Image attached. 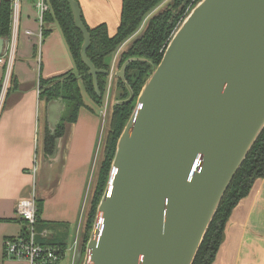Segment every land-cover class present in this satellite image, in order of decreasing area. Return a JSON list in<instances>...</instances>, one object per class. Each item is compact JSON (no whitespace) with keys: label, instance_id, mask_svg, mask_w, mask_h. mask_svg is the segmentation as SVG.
Masks as SVG:
<instances>
[{"label":"water","instance_id":"water-1","mask_svg":"<svg viewBox=\"0 0 264 264\" xmlns=\"http://www.w3.org/2000/svg\"><path fill=\"white\" fill-rule=\"evenodd\" d=\"M66 1L99 96L97 74L108 71L87 56L81 9ZM7 43L0 35V56ZM133 61L146 59L128 57L115 69L128 96L111 107L134 98L125 78ZM64 109L60 99L45 103L51 133ZM263 129L264 0H199L172 33L118 137L83 264H192Z\"/></svg>","mask_w":264,"mask_h":264},{"label":"crops","instance_id":"crops-1","mask_svg":"<svg viewBox=\"0 0 264 264\" xmlns=\"http://www.w3.org/2000/svg\"><path fill=\"white\" fill-rule=\"evenodd\" d=\"M34 1L20 0L18 37L11 72L13 86L0 105V264H26L22 260L6 258L3 243L22 232L24 223L16 213V204L31 196L37 175L39 183H42L39 194L35 195L43 199L40 218L50 222L41 236L48 234L50 239L57 240L58 237L67 243L65 234L68 227L79 223L81 218V192L89 179L96 136H100L103 124H107L106 116L98 125L95 120L97 110L93 108L92 100L83 94L85 106L79 109L76 121L68 123V129L66 124L53 154H44L47 122L45 102L38 96L39 81L74 69V63L58 24L43 22L40 26ZM77 2L87 26L103 23L109 36L115 34L122 0ZM25 30L32 34H26ZM39 31L42 39L38 63ZM3 71L4 66L0 63V84ZM111 81L108 80L107 96ZM109 110L107 108L108 113ZM38 153L41 156L39 168ZM60 161L62 166L57 184L48 188L50 166ZM42 162L46 163V168L42 167ZM55 230L57 233L52 234ZM212 264H264V176L254 181L249 193L233 208Z\"/></svg>","mask_w":264,"mask_h":264},{"label":"trees","instance_id":"trees-1","mask_svg":"<svg viewBox=\"0 0 264 264\" xmlns=\"http://www.w3.org/2000/svg\"><path fill=\"white\" fill-rule=\"evenodd\" d=\"M46 1L49 4V10L44 12L43 22H56L58 24L74 63V69L50 79L41 78L39 81L38 96L40 100L46 103L51 99H60L65 105L55 131L51 133L47 127L45 128L43 152L45 155H51L55 149L56 139L65 132L66 124L75 122L79 109L85 106L83 94H86L96 106L104 105L108 87V74L103 72L97 74L100 92L98 96L94 91L91 75L88 74V67L80 58V47L83 38L79 29L73 23V15L69 4L66 0ZM190 1L172 0L165 8L161 9L159 7L164 3V0H122L120 22L117 31L112 36H109L107 27L103 23L89 27L83 22L91 39L86 53L97 69L108 70L116 51L133 36L132 40L119 52L116 68H119L128 57H142L146 61L130 62L125 70V78L134 93V99L128 103L114 104L109 113L106 112V116L109 114V119L102 158L96 172L89 206L85 212V217L80 222V226L83 223V229L80 230L78 240L81 257L86 251V244L97 213V205L107 185L118 137L133 112L135 100L142 85L154 66L160 62L172 33L186 16L187 12L185 10ZM10 3L9 0L0 1V35L2 37H7L10 33ZM141 27L142 31L140 30ZM115 79L116 86L121 89L119 99L126 98L128 91L123 82L119 78ZM12 86L13 80L11 78L7 92ZM263 176L264 129L228 186L192 264H212L222 243L226 224L233 208L249 193L254 181ZM42 204L43 199L36 198L37 210L34 224L36 241L43 245L65 250L67 243L62 238L57 237V240H54V238L41 236L42 231L50 225L49 221L40 218ZM25 231L26 228L23 225L22 232Z\"/></svg>","mask_w":264,"mask_h":264},{"label":"built area","instance_id":"built-area-1","mask_svg":"<svg viewBox=\"0 0 264 264\" xmlns=\"http://www.w3.org/2000/svg\"><path fill=\"white\" fill-rule=\"evenodd\" d=\"M10 8H11V25H10V33L7 36L8 43L6 51L3 55L0 56V63L4 66L3 78L0 87V105L4 101L7 90L10 86L11 82V72H12V64L15 57L16 44H17V34H18V17H19V7L20 0H10ZM34 6L38 12V21L40 26L43 23V14L44 12L49 10V4L46 0H35ZM26 34L31 35L30 30H25ZM38 63L40 62L41 56V39L42 33L38 32ZM122 45L116 51L115 55L112 58L111 64L108 72V80H110L116 69V61L121 49ZM106 97L103 109L101 110V116L103 120L106 117L107 112V100ZM35 169L33 170L34 173ZM35 186V183H34ZM33 186V187H34ZM36 197L34 190L30 197L26 199H21L16 204V213L23 221L26 231L21 232L18 236L7 238L3 243V251L4 255L7 258L22 260L26 262V264H57L60 259L65 256V250H61L57 247H53L50 245H43L36 241V231H35V221H36ZM78 240L74 239L69 249L72 252V256L70 258V264H79L76 260V250L78 248ZM89 256V251L86 250L84 255L81 257L82 264L87 261Z\"/></svg>","mask_w":264,"mask_h":264},{"label":"rangeland","instance_id":"rangeland-1","mask_svg":"<svg viewBox=\"0 0 264 264\" xmlns=\"http://www.w3.org/2000/svg\"><path fill=\"white\" fill-rule=\"evenodd\" d=\"M198 1L199 0H197V1L196 0H191L190 1V4L186 7V10H185L187 12L186 15L188 14V12L193 8V6ZM171 2H172V0H164V3L159 8L163 9V8L166 7L167 4H169ZM140 30L142 31V27H141ZM140 30H139V32H141ZM139 32H138V34H139ZM121 50H122V48L120 49V51ZM110 81H111V79H110ZM120 92H121V89L118 86H116L115 80L113 78L112 81L109 83V96H107V94H106V97L107 98L109 97L108 98V105H107L108 110H109V104L111 105L112 102H114L116 100H119ZM106 97H105V99H106ZM135 104H136V102H135ZM93 108L97 110L96 113H98V116L95 113V120L98 121V125H99V122L101 121V119H103V118H101V110L103 109V106L98 107V106H96L93 103ZM108 119H109V114L106 117L107 124H103L102 132L100 133V136H99V134H98V136H96V140H95V143H94L93 157H92L93 161H92V166H91V169H90V172H89V179L86 180L84 188H83V191L81 192L82 196H81L80 208H79L80 209L81 218L79 220V223L73 224L70 227H68V230H67V232L65 234V238L67 239V248H66V251H65V256L62 259H60L57 264H69L70 263V258L72 256V252L69 249V247H70V245L72 244V242H73V240L75 238L79 239L80 230L82 231V229H83V223H81V226H80V222H81V219L85 217V212H86V210H87V208L89 206L90 197L92 195V191H93V187H94V183H95L96 172H97L99 163H100L101 158H102L104 139H105V135H106V132H107V126H108ZM68 125L69 124L67 123V126H66L67 129H68ZM39 154L40 153H38V156H37L39 158V159H37V168H39V166H41V162H40L41 156ZM61 164L62 163L60 161L59 163L56 162L52 166H50V172H49V176H48L50 182H49V185L47 186L48 188H50V187L54 186L55 184H57V179L59 177L58 174H59L60 168L62 166ZM42 167L43 168L47 167L45 162H42ZM36 174H38V172H36ZM37 176L38 177H36L34 179L35 186L33 187L35 195L39 194V191L41 190V186H42V183H39V181H38L39 180V175H37ZM44 183H45V180H44ZM40 195H41V192H40ZM97 215H98V213H96V215H95V218H94V221H93V225L91 227L90 234L93 231V227H94V223L96 221ZM51 233L54 234V233H57V231L55 230L54 232H51ZM46 236L49 238L48 234ZM76 260H77V262L79 264H82V262H83V260L81 261V255L79 253V248H77V250H76Z\"/></svg>","mask_w":264,"mask_h":264},{"label":"flooded vegetation","instance_id":"flooded-vegetation-1","mask_svg":"<svg viewBox=\"0 0 264 264\" xmlns=\"http://www.w3.org/2000/svg\"><path fill=\"white\" fill-rule=\"evenodd\" d=\"M108 74V73H107ZM107 94V93H106ZM134 99V98H133ZM135 102H136V100H135ZM136 105V104H135Z\"/></svg>","mask_w":264,"mask_h":264}]
</instances>
